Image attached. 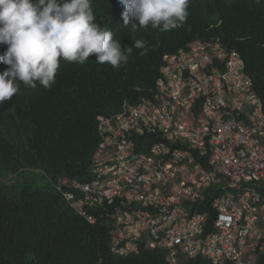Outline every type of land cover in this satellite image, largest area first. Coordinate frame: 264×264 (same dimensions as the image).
I'll list each match as a JSON object with an SVG mask.
<instances>
[{"label":"trees","instance_id":"obj_1","mask_svg":"<svg viewBox=\"0 0 264 264\" xmlns=\"http://www.w3.org/2000/svg\"><path fill=\"white\" fill-rule=\"evenodd\" d=\"M197 39L239 51L264 99V0H0V264H216L115 253L102 207L91 223L55 186L93 178L99 116Z\"/></svg>","mask_w":264,"mask_h":264},{"label":"built area","instance_id":"obj_2","mask_svg":"<svg viewBox=\"0 0 264 264\" xmlns=\"http://www.w3.org/2000/svg\"><path fill=\"white\" fill-rule=\"evenodd\" d=\"M151 98L99 116L93 178L58 189L112 250H168L216 264H264V99L239 51L194 40L164 56Z\"/></svg>","mask_w":264,"mask_h":264},{"label":"clouds","instance_id":"obj_3","mask_svg":"<svg viewBox=\"0 0 264 264\" xmlns=\"http://www.w3.org/2000/svg\"><path fill=\"white\" fill-rule=\"evenodd\" d=\"M164 63H165V61H164V58H163V65H164ZM163 65H162V67H163ZM162 67H161V74H162ZM161 76V75H160ZM159 76V77H160ZM159 79V78H158ZM158 79H157V81H158ZM156 85H157V82H156ZM156 88V87H155ZM154 91H155V89H154ZM154 91L151 93V95L149 96V97H143V98H151L152 97V95H153V93H154ZM136 104V103H135ZM123 105V104H122ZM63 178H69V177H63ZM61 179V178H60ZM59 179V180H60ZM69 179H76V178H69ZM58 180V181H59ZM76 180H78V181H80V182H82V183H85V182H89V181H81V180H79V179H76ZM58 181L55 183V186H56V188L58 189ZM59 190V189H58ZM59 192H61V194L63 195V193H62V191H60L59 190ZM64 196V195H63ZM66 199V198H65ZM67 200V199H66ZM67 202H68V200H67ZM69 203V202H68ZM70 204V203H69ZM70 206L72 207V205L70 204ZM77 213H79L74 207H72ZM93 210H96V209H93ZM91 212L92 213H94L92 210H91ZM80 214V213H79ZM95 214V213H94ZM81 215V214H80ZM83 216V215H82ZM96 216V215H95ZM83 217H85V216H83ZM87 220H88V218L87 217H85ZM96 220H97V217H96ZM95 220V221H96ZM89 221V220H88ZM94 221V222H95ZM90 222V221H89ZM94 222H91V223H94ZM112 229V228H111ZM110 237H111V235H110ZM141 247H144V246H141ZM145 248H149V249H162V250H166L167 251V259L170 261V259H169V257H168V250L167 249H163V248H150V247H145ZM111 249H112V240H111ZM140 249V248H139ZM138 249V250H139ZM137 250V251H138ZM113 251V250H112ZM137 251H135V252H137ZM113 252H115V251H113ZM135 252H131V253H135ZM115 253H119V252H115ZM131 253H128V254H131ZM119 254H122V253H119ZM124 255H127V254H124ZM198 256H202V255H198ZM196 257V256H195ZM205 257V256H204ZM186 258H190V257H184V256H180V258L178 259V261L177 262H175V263H178V262H180V260H182V259H186ZM211 260V259H210ZM171 262V261H170ZM171 263H173V262H171Z\"/></svg>","mask_w":264,"mask_h":264}]
</instances>
